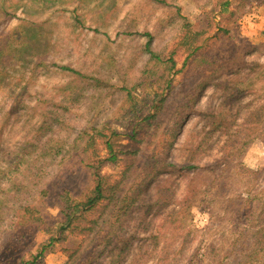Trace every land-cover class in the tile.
I'll return each instance as SVG.
<instances>
[{
    "label": "rangeland",
    "instance_id": "rangeland-1",
    "mask_svg": "<svg viewBox=\"0 0 264 264\" xmlns=\"http://www.w3.org/2000/svg\"><path fill=\"white\" fill-rule=\"evenodd\" d=\"M164 1L0 0V264H264V0ZM99 130L109 197L61 236L45 182L90 194Z\"/></svg>",
    "mask_w": 264,
    "mask_h": 264
},
{
    "label": "trees",
    "instance_id": "trees-1",
    "mask_svg": "<svg viewBox=\"0 0 264 264\" xmlns=\"http://www.w3.org/2000/svg\"><path fill=\"white\" fill-rule=\"evenodd\" d=\"M159 2H165L164 0H157ZM229 2H225V5H229ZM178 14H180V9H178ZM184 21H187V19L183 16L182 17ZM187 24L186 22L184 23V25ZM184 28H188V27H184ZM96 32H98V29H95ZM148 41L144 47V51L149 54V65L152 66L151 71H147L146 73H148L147 77L148 79L146 80L145 84L149 83V84H156V83H160L163 78L164 75H161L158 70L156 71V69H158L163 61V58L155 52L154 48H153V36L151 35V33H147ZM195 37H199L198 33L195 35ZM194 44H196V40L192 41V46H194ZM198 48H196L195 50L197 51ZM169 62L172 63V69L175 67L176 63L175 60L173 58H170L168 60ZM64 70H68L71 71L77 75H81L84 76L83 73H81L80 71L73 69L69 66H64L63 67ZM157 78V79H155ZM168 78V79H167ZM164 81V83H166L167 88H170L172 85L171 79H169V77H167ZM141 85H143V83H140ZM127 90V89H125ZM128 91V97L132 98V92ZM158 96L162 97L161 101L162 103L165 102V97L164 93H160ZM156 109H158V106H155ZM255 114L251 115L248 119V121L245 123V130L247 131L248 134H252V131H257L258 127L263 126L264 127V120H261L260 117L254 116ZM154 116V115H152ZM149 116V117H152ZM148 117V118H149ZM254 117H256L257 119H254ZM145 120H149V119H145ZM97 133L99 135L102 136L103 138V144H104V148L106 150V155L104 157H99V159H97L95 161V164H90L89 166L91 168H94V182L95 185L92 189V191L90 192H83V200L82 201H72V196H71V192L70 190H68L67 188H64L63 182V178H60L61 180V184L59 186H55L53 183L54 178H56L58 172H53L50 174L49 179H47V181L45 182L44 185V193L46 194V196H50L51 194L53 196L58 197L61 200V206H62V217L60 219V224H59V234L62 236L64 235L65 231L68 230L69 228H73L76 225V222L78 220H80L83 216H85V214L87 212H89L90 210H92L94 207H96L101 201H103L106 197L108 196V190L110 188V186H108V182L107 179L108 177L106 175H103L101 172V168L103 166L104 163L110 162V163H116L120 156L121 153L123 152V149H118V144H117V138H118V134L116 131H111L110 134H105L99 131H97ZM134 136V134H133ZM132 136V137H133ZM134 138V137H133ZM249 139H243V144L242 146H244L245 144L249 143ZM51 151H46L42 154L41 158H46L49 153ZM53 155H51L52 157ZM54 157H56V155L54 154ZM195 166H190L189 168H194ZM43 173H48V169H46L45 171H43ZM37 174V173H36ZM27 211H30V209L27 208ZM77 212V213H75ZM56 241L55 238H50L49 239V244H46V246H49L51 244H53V242ZM90 262V259H89ZM23 264H29V263H23Z\"/></svg>",
    "mask_w": 264,
    "mask_h": 264
}]
</instances>
